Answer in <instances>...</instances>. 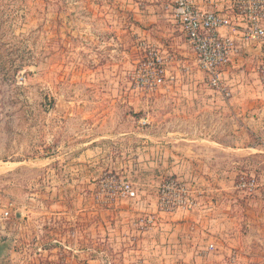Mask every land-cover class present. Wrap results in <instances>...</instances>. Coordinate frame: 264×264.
<instances>
[{"label": "rangeland", "instance_id": "1", "mask_svg": "<svg viewBox=\"0 0 264 264\" xmlns=\"http://www.w3.org/2000/svg\"><path fill=\"white\" fill-rule=\"evenodd\" d=\"M132 26L117 0H0V264H264V204L237 189L264 178L263 90L235 91L250 94L235 102L252 130L235 134L252 143L236 166L250 173L228 181L230 205H208L213 181L199 194V181L137 162L138 135L180 124L193 101L190 84L137 86L151 53L166 67L175 56ZM202 91L214 92L206 80ZM169 179L194 209H161Z\"/></svg>", "mask_w": 264, "mask_h": 264}, {"label": "crops", "instance_id": "2", "mask_svg": "<svg viewBox=\"0 0 264 264\" xmlns=\"http://www.w3.org/2000/svg\"><path fill=\"white\" fill-rule=\"evenodd\" d=\"M117 1L121 8L126 7L130 11L133 20L131 30L138 35L140 41L158 48L163 53L171 52L175 56L174 64L171 62L166 67L167 79L176 86L190 84L191 92L185 93L184 96L188 98L187 104H190V100L193 101L191 106L188 105L189 107L180 111L179 115L184 118L180 124H173L172 121L154 123L147 129V134L138 135V138H141V147L137 149V162L145 165L155 177L199 181L196 183L199 194L208 192L207 187L213 181L211 187L217 194L208 205L217 207L224 200L229 204L230 192H234L228 181L236 175L250 173L246 168L243 170L236 166L240 164L237 163V152L245 158L246 154L251 155L247 151L252 148L250 139H240L235 135L238 133L239 136L246 137V133H249L250 137L252 134L250 123L236 118L246 116L247 110L235 107V102L244 101L250 94L243 91L238 94L235 91H239L242 86L245 90L247 86L257 83L259 89L263 90L261 97L264 98V47L256 45L246 49L241 56L233 57L224 69L225 85L231 93L229 98L217 92L204 94L202 88L206 75L199 70L196 56L188 46L185 34L167 8L168 2ZM193 2L205 12L220 15H231L233 12V0ZM221 33L226 38L234 37L232 31L221 30ZM253 76H258L259 80L251 82L249 79ZM157 158L162 165L159 170H156ZM250 176L254 177L252 174ZM223 181L229 185L226 186ZM202 208L206 209L207 204Z\"/></svg>", "mask_w": 264, "mask_h": 264}, {"label": "built area", "instance_id": "3", "mask_svg": "<svg viewBox=\"0 0 264 264\" xmlns=\"http://www.w3.org/2000/svg\"><path fill=\"white\" fill-rule=\"evenodd\" d=\"M168 10L174 21L181 27L188 46L196 56L200 71L206 75L207 86L223 97L229 98L224 78V69L231 59L241 56L253 46L264 47V0H233L232 14L220 15L199 9L193 0H166ZM221 30L232 31L234 37L222 36ZM142 65L146 67L143 75L136 81L138 87L158 89L167 78L165 59L151 53ZM237 189L250 196H257L264 204V178L242 177ZM130 192V186L124 188ZM189 189L177 179L166 181L161 190V209L165 212L177 210L190 211L196 203L189 197ZM5 217L10 212L4 213Z\"/></svg>", "mask_w": 264, "mask_h": 264}]
</instances>
